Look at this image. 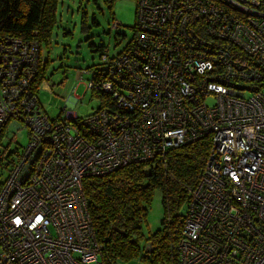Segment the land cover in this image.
I'll return each instance as SVG.
<instances>
[{"label": "built area", "instance_id": "obj_1", "mask_svg": "<svg viewBox=\"0 0 264 264\" xmlns=\"http://www.w3.org/2000/svg\"><path fill=\"white\" fill-rule=\"evenodd\" d=\"M133 1L134 34L126 48L100 55L95 87L105 95L81 116L63 107L49 117L33 87L40 45L0 37V139L9 121L27 133L20 148L0 149V264H105L83 178L204 135L209 148L181 210L177 264H264L258 0Z\"/></svg>", "mask_w": 264, "mask_h": 264}, {"label": "trees", "instance_id": "obj_2", "mask_svg": "<svg viewBox=\"0 0 264 264\" xmlns=\"http://www.w3.org/2000/svg\"><path fill=\"white\" fill-rule=\"evenodd\" d=\"M57 1L0 0V37L35 40L39 45L47 42L55 24ZM102 1L108 7L112 2ZM255 11L264 17V0H258ZM92 24L96 22L92 20ZM134 29L133 23V34ZM116 33L122 35L121 32ZM129 40L119 50L126 48ZM95 49L100 51L99 57L105 51L103 45H97ZM46 61H39L33 81L34 91L44 79ZM101 68L100 62L94 65L88 80L91 82L89 88L99 98V103L105 95L103 90L95 87ZM208 148L209 135H204L168 148L161 157L129 162L104 175L83 178L86 208L95 238L102 245L100 258L105 264L132 260L144 264H177L181 207L188 190L199 177ZM155 189L160 191L162 219L160 225L145 236L142 223ZM147 241L151 247L145 251Z\"/></svg>", "mask_w": 264, "mask_h": 264}, {"label": "rangeland", "instance_id": "obj_3", "mask_svg": "<svg viewBox=\"0 0 264 264\" xmlns=\"http://www.w3.org/2000/svg\"><path fill=\"white\" fill-rule=\"evenodd\" d=\"M134 10L133 0H112L110 7L102 0L57 1L55 24L49 40L40 43V59L47 61L44 79L35 91L41 109L49 117H55L63 107L70 108L81 116L98 105L99 98L88 86L90 70L99 63L100 51L95 47L103 45L108 54L119 50L133 34ZM92 20L96 24H92ZM112 21L119 26L109 32ZM116 32H121L122 35ZM12 136H15L14 140ZM26 142L25 126L21 122L9 121L0 139V149L5 145H8V149L20 148ZM161 219L160 191L155 189L146 208L142 223L143 234L146 236L154 231ZM140 243L142 244V240ZM116 264L144 263L132 260Z\"/></svg>", "mask_w": 264, "mask_h": 264}, {"label": "water", "instance_id": "obj_4", "mask_svg": "<svg viewBox=\"0 0 264 264\" xmlns=\"http://www.w3.org/2000/svg\"><path fill=\"white\" fill-rule=\"evenodd\" d=\"M147 246H148V247H147ZM150 247H151V246H150V242L147 241V242H146V247L144 248V250H145V251H148V250L150 249Z\"/></svg>", "mask_w": 264, "mask_h": 264}]
</instances>
